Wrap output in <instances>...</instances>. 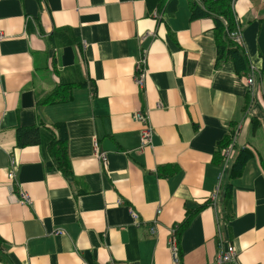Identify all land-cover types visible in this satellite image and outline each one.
I'll list each match as a JSON object with an SVG mask.
<instances>
[{"label": "crops", "instance_id": "crops-1", "mask_svg": "<svg viewBox=\"0 0 264 264\" xmlns=\"http://www.w3.org/2000/svg\"><path fill=\"white\" fill-rule=\"evenodd\" d=\"M193 1L0 0V264H174L173 232L177 264H216L220 247L264 264V0L232 5L246 77L217 60L215 20L191 18ZM66 85L67 101H48ZM137 111L152 128L143 149ZM56 126L68 179L48 151ZM32 127L39 143L18 147Z\"/></svg>", "mask_w": 264, "mask_h": 264}, {"label": "trees", "instance_id": "trees-1", "mask_svg": "<svg viewBox=\"0 0 264 264\" xmlns=\"http://www.w3.org/2000/svg\"><path fill=\"white\" fill-rule=\"evenodd\" d=\"M163 2V0H161ZM196 1V0H195ZM234 0H198L192 2L190 5L191 18L212 16L215 20V36L217 41V60L222 59L230 60L233 64L235 73L239 76L246 77L248 72V67L246 63L245 56L242 51L241 45H238L231 37L230 34L237 29L232 5ZM203 7V8H202ZM223 21V22H222ZM225 22V24H224ZM217 36H219L217 38ZM70 88L66 85L61 87L57 92L51 95L48 99L51 103L65 102L69 99ZM253 122V121H252ZM58 130V135L56 138L53 137L48 143V151L50 157L56 166V168L61 172L65 178L71 177V166L68 159L67 153V136L65 130L62 126H56ZM39 129L32 128H18L16 132V144L18 147L22 148L27 145H35L40 141ZM233 134H229L224 137L223 141L217 146L215 152L214 160L216 163L222 162L221 151L227 148L229 145H233ZM251 158L250 152L243 148L238 155L235 157L234 162L227 171L228 179L225 185L220 187L219 196L224 200H228L231 194L230 182L238 177H240L244 171L247 161ZM208 204L206 203L199 210H202ZM210 205V202H209ZM193 214L186 215L183 220L182 226L179 231L183 230L188 222L189 218Z\"/></svg>", "mask_w": 264, "mask_h": 264}, {"label": "built area", "instance_id": "built-area-1", "mask_svg": "<svg viewBox=\"0 0 264 264\" xmlns=\"http://www.w3.org/2000/svg\"><path fill=\"white\" fill-rule=\"evenodd\" d=\"M196 1H198V0H196ZM230 37L237 44H239L241 42L239 29H237L236 32L231 33ZM1 39H2V34L0 32V40ZM142 79H143L142 74H139L136 77V83L139 87H142V85H143ZM254 81L255 80H253V76H249L247 78V85L249 86L251 91L253 90V85L255 83ZM132 118H133V120H135L141 124V130L139 132V139H140L139 149H143L145 147H148L151 144L152 128L149 125V121H148L146 114L143 112L137 111V112H134L132 114ZM231 152H232V145H229L227 148H225L221 151V156L223 158V166H224L223 169L227 168V165H228L230 159L232 158ZM102 157L103 156L99 155L97 158L99 159V161H101ZM6 176L10 182L15 181V173H14L13 169H9ZM217 195H218V189L216 190V192L213 196L214 197L213 202L217 198ZM19 197H20V199H19L20 203H25V204L30 203L29 198L25 193L19 192ZM131 216H132L134 222H136V219H137L136 215L131 214ZM150 232H153V227L151 228ZM172 236L173 237L169 240L168 243H169V248H170L172 256H173L174 264H177V248L175 246L174 232H173ZM216 264H237L233 248L227 247L226 249H223L222 247H220Z\"/></svg>", "mask_w": 264, "mask_h": 264}, {"label": "rangeland", "instance_id": "rangeland-1", "mask_svg": "<svg viewBox=\"0 0 264 264\" xmlns=\"http://www.w3.org/2000/svg\"><path fill=\"white\" fill-rule=\"evenodd\" d=\"M8 171H9V170H8ZM8 171H7V172H8Z\"/></svg>", "mask_w": 264, "mask_h": 264}]
</instances>
